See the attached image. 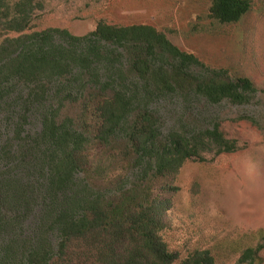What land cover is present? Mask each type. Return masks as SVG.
<instances>
[{
    "label": "trees",
    "instance_id": "1",
    "mask_svg": "<svg viewBox=\"0 0 264 264\" xmlns=\"http://www.w3.org/2000/svg\"><path fill=\"white\" fill-rule=\"evenodd\" d=\"M251 8L211 0V25ZM45 9L0 0V264H222L172 246L168 216L189 165L239 148L213 108L249 104L256 85L151 24L99 16L79 36L44 27Z\"/></svg>",
    "mask_w": 264,
    "mask_h": 264
},
{
    "label": "rangeland",
    "instance_id": "2",
    "mask_svg": "<svg viewBox=\"0 0 264 264\" xmlns=\"http://www.w3.org/2000/svg\"><path fill=\"white\" fill-rule=\"evenodd\" d=\"M43 26H67L75 35L95 29L96 17L117 23L151 24L191 52L231 76H246L258 92L247 105L213 108L232 153H214L189 165L168 219L167 240L185 254L211 250L222 264H238L244 251L264 246V0L235 24L211 25V0H44ZM82 18V19H78ZM205 29H211L204 32ZM255 264H264V247Z\"/></svg>",
    "mask_w": 264,
    "mask_h": 264
}]
</instances>
